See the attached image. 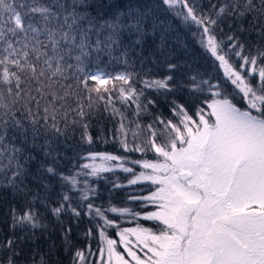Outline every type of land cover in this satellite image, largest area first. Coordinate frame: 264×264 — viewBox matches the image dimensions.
Masks as SVG:
<instances>
[{"label":"snow or ice","instance_id":"6c2138e0","mask_svg":"<svg viewBox=\"0 0 264 264\" xmlns=\"http://www.w3.org/2000/svg\"><path fill=\"white\" fill-rule=\"evenodd\" d=\"M163 3L169 9L177 6L184 9L177 15L202 29L201 43L219 61L225 78L233 86L231 92L211 79H199L196 75L189 77L187 82L179 80L176 83H173V75L145 78L140 80L142 87L138 89L133 83L137 75L134 72L112 75L98 67L87 68V63L99 62V55L89 61L93 52L107 51L110 55L113 45L120 46L122 32L141 36L147 14L131 5L127 13L113 12L105 18V10L116 6L105 5L102 0L94 5L98 10L95 16L79 10L93 7L88 0H0V86L14 98L13 104L28 96L22 87L26 80L37 82L40 85L37 92L50 94L52 102L65 99L69 93L65 91L64 96H58L55 86L58 78L67 79L66 74L72 71L79 84L105 101L106 111L120 117L116 130L119 146L125 152L151 151L156 157L155 160H131L132 165L142 169L136 173L133 167L126 166L129 163L126 156L89 152L84 157L87 162L66 173L58 170L59 152L46 142L40 147L52 163L41 161L37 169L39 175L33 176L46 195L41 198L37 191L25 201L22 211L12 208L11 227H45L35 206L38 200L57 220L65 213L79 218L86 205L87 211L83 214L102 222L96 224L101 258L91 264H264V64L260 63L264 60V50L256 49L253 54L249 49L245 54L247 45L231 34L226 38L228 51L225 52L224 41L213 34L214 27L225 17L239 21L251 14L253 22L260 23L264 17V0H222L218 7L212 5L210 12L214 15H198L196 6L188 0H163ZM239 30L244 29L241 26ZM90 34L96 36L94 43ZM260 34L264 37V27ZM139 43V38L131 41L133 45ZM230 54L239 58V68L230 62ZM127 55L126 48L121 56ZM121 62L127 64V59ZM176 68L177 65L167 63L169 71ZM45 79L49 82L48 93L43 91ZM89 81L94 82L93 87H89ZM146 89L165 98L184 90L193 96L207 92L212 99L198 104L194 114H189L184 104L172 99L170 111L174 117H179L178 123L157 115L147 126L137 120L135 127H130L133 122L127 121L124 113L114 106L111 93L115 91L121 103L135 105L134 115L139 117L149 106L157 104L152 98L145 101ZM102 93H107V98ZM45 112H48L47 107ZM78 115L86 116L83 107ZM44 119L47 121V115ZM52 119L55 121V116ZM36 122L31 118L33 126ZM10 124L15 129L23 128L22 121L12 111V104L0 94V159L6 155L8 159L7 165L0 164V172L14 169L7 184L2 186L26 193L27 186L17 184L18 179L29 174L17 159L23 149L5 143ZM52 127L60 132L55 123ZM84 128V139L91 144L88 125ZM35 131L33 127V146ZM142 136L146 139L141 140ZM161 138L162 142H158ZM25 159L35 160L36 157ZM117 170L131 175L127 181L129 186L140 181L151 183L155 190L149 195L129 194L127 199L141 201L142 208L146 204L154 210L140 212L111 204L104 208L89 202L97 189L88 178L103 179V174H114ZM53 181L59 182L61 191L56 194V206L50 207L49 190ZM123 187L124 184L112 181L113 189ZM107 213L120 218L142 216L144 220L156 222V226L146 228L137 224L134 228H121L119 221L109 218ZM109 228L116 229L118 239L107 235ZM70 231L71 228L65 231L67 243H70L67 241ZM91 234L89 229L86 235ZM17 239L22 237H8L0 244L3 250L12 253L6 264H14L13 247ZM121 247L123 252L118 250ZM91 254V250L86 253L77 249L73 264H89L86 256Z\"/></svg>","mask_w":264,"mask_h":264},{"label":"trees","instance_id":"16d2710c","mask_svg":"<svg viewBox=\"0 0 264 264\" xmlns=\"http://www.w3.org/2000/svg\"><path fill=\"white\" fill-rule=\"evenodd\" d=\"M88 2L93 4V7L79 10L87 11L95 16L98 10L94 5L99 0H88ZM102 2L105 5L116 6L115 8L108 7L105 10V18L113 12L127 13L130 5L146 12L145 27L140 37L129 35L127 31L122 32L120 46L113 45L110 55L107 51L102 53L93 52L92 56L89 57V61H94L95 56L99 55V62H89L86 64L87 68L94 69L98 67L112 75L117 72H134L137 75L133 83L138 89L142 87L140 80L145 78L153 79L173 75L175 77L173 83H176L179 80L187 82L189 77L196 75L199 79H211L213 83H219L228 92L233 90L230 81L224 76L219 61L201 43L202 29L191 21L185 22L182 16L177 15V12L185 11L184 9L179 6L176 9H169L168 5L163 3V0H102ZM188 2L196 6L198 15L203 13L214 15L210 12L212 5L218 7L222 0H188ZM84 26H87L86 22ZM241 26L244 29L243 31L239 30ZM262 27H264V17L261 18L260 23H254L251 14L239 21H236L235 18L225 17L214 27L213 34L218 40L224 41L222 48L225 52L228 51L227 36L235 34L242 43L247 45L244 50L245 54H248L249 49L255 54L256 49L264 50V37L260 34ZM90 36L91 41L94 43L96 36L94 34H90ZM138 38L140 39L139 44H131V41ZM126 48L128 55L123 57L121 53ZM117 57L119 59H115ZM124 59H127V64L121 62ZM229 59L235 67L239 68V58L234 54H230ZM69 63H74V61L69 60ZM167 63L175 64L177 68L174 71H169ZM260 63L264 64V60ZM66 75L68 76L67 79L58 78L55 90L58 96H64L65 91L69 94L65 99L56 100L55 102H52L50 94L41 95L37 92L36 89L40 85L32 80H26L22 85L28 96L14 104V98L9 97L6 88L0 86V94H3L7 103L12 104V111L16 113V118L23 123L22 129H15L11 124L9 125L5 143L14 144L16 147L23 149L18 154L17 159L29 173L17 180V184L21 187L27 186L28 191L22 193L15 192L10 186H2L7 184V178L11 176L14 169L8 168L5 172H0V244L8 237H22V239H17V243L13 247V252L16 253L12 256L14 264H73V256L77 249H82L86 253L91 250L92 254L86 256L89 264L101 258L98 251L100 238L96 224L102 222L98 218L94 219L83 214L87 211L86 205L81 209L82 215L79 218L74 219L70 213H65L57 220L56 217L52 216L50 210H45L38 200L35 202V206L42 217L41 224L45 227L35 229H21L19 227L13 229L11 227L12 208L22 211L25 201L30 200L37 191H39L41 198L46 195L43 189L38 187V181L33 178L34 175H39L37 169L41 161L45 164L52 163L51 158L44 156L40 146L47 142L51 149L59 152L58 170L66 173L75 171L79 165L87 162L84 157L89 152H108L126 156L129 160L126 166L133 167L136 173L140 172L141 167L132 165L131 160L156 159L155 154L151 151L146 153L125 152L119 146V138L116 134L120 117L118 115L114 116L111 111H106L105 101L100 100L95 92H89L83 85L79 84L72 71H69ZM81 79H83L82 76ZM252 82L255 83V80ZM48 83L45 79L43 88L45 93L50 91L46 87ZM93 86L94 82L89 81V87ZM13 88H15L14 84ZM102 94L107 98V93ZM111 95L114 99V106L124 113L127 121L133 122L130 125L133 128L137 120L141 125L147 126L153 122L157 115H162L164 119H172L174 123H178L179 117H174L170 111L169 101L172 99H177L179 103L184 104L189 114H194L196 106L203 100L212 99L207 92L204 94L196 93L193 96L187 90H184L182 93L169 94L165 98L164 95H158L154 90L146 89L145 101L152 98L157 101V104L149 106L147 112L136 117L134 115L135 105L121 103L116 99L117 93L115 91ZM29 96L33 99L29 100ZM37 101H39L38 104ZM90 104L91 107H89ZM46 107L48 108L47 113L45 112ZM81 107L86 113L84 118L78 115ZM46 115L48 117L47 121L44 119ZM53 116H55V121L52 119ZM31 118L36 119L35 126L31 123ZM53 123L60 129L59 133L52 127ZM85 124L88 125L87 134L92 138L91 144L84 139ZM33 127L36 130L35 146H33ZM157 127H162V125H157ZM128 139L131 142V134H129ZM144 139H146V136L141 137V140ZM162 140L163 138L158 142H162ZM28 156H34L36 159L26 160L25 158ZM0 164H8L7 155L0 159ZM103 177V179L88 178L89 183L97 189L96 195L89 199V202L95 206L107 208L111 204L134 208L140 212L144 209L149 211L152 208V206L146 204L142 208L141 201H129L127 199L129 194L144 196L146 192L151 191V187L143 189L142 182H138L136 185H127L128 179L132 177L121 170H117L114 174L105 173ZM112 181L124 184L125 187L113 189ZM60 191L59 182L53 181V187L49 190L48 204L50 207L56 206V194ZM107 215L111 219H117L121 228L137 224L148 228H155L156 226V222L144 220L142 216L133 219L130 216L120 218L113 213H107ZM69 228H71V231L67 235V241H70V243H67L65 231ZM89 229L92 230L90 236L86 235ZM115 233V228L107 229V235L110 237L117 238ZM9 255H12V253L0 247V264H6Z\"/></svg>","mask_w":264,"mask_h":264},{"label":"rangeland","instance_id":"374dc122","mask_svg":"<svg viewBox=\"0 0 264 264\" xmlns=\"http://www.w3.org/2000/svg\"><path fill=\"white\" fill-rule=\"evenodd\" d=\"M222 69H223V68H222ZM223 71H224V70H223ZM140 171H142V169H141ZM140 182H142V184H143V185H142V188H143V189H146V188H148V187H151V188H152L151 191H154V190H155L154 187L151 185L150 182H148V181H140ZM151 191L146 192V194H145L144 196L149 195ZM152 210H154V209L151 208L149 211H152ZM136 226H137V225H132V226H128V227H126V228H134V227H136ZM140 226H142V225H140ZM142 227H144V226H142ZM146 228H148V227H146ZM118 250L121 251V252H123L122 247L119 248ZM138 254L143 255L142 253H138ZM125 256H126V258H128L126 254H125ZM105 259H106V256H105ZM129 259H130V258H129Z\"/></svg>","mask_w":264,"mask_h":264}]
</instances>
